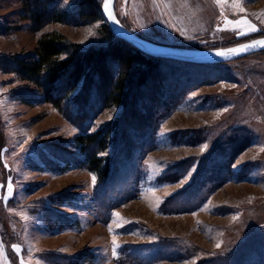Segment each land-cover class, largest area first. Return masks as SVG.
Listing matches in <instances>:
<instances>
[{
	"label": "rangeland",
	"instance_id": "374dc122",
	"mask_svg": "<svg viewBox=\"0 0 264 264\" xmlns=\"http://www.w3.org/2000/svg\"><path fill=\"white\" fill-rule=\"evenodd\" d=\"M81 1L59 8L73 12ZM239 3L243 12L233 0H117L115 14L160 45L222 49L264 37V0ZM27 6L0 0L7 264H264V51L211 67L163 62L131 109L105 107L102 88L82 84L59 109L13 72L15 59L36 60L39 39L53 31L83 48L106 46L107 23L103 14L74 15L38 28ZM245 19L259 30L248 31ZM111 125L101 155L112 169L99 181L76 138Z\"/></svg>",
	"mask_w": 264,
	"mask_h": 264
},
{
	"label": "trees",
	"instance_id": "16d2710c",
	"mask_svg": "<svg viewBox=\"0 0 264 264\" xmlns=\"http://www.w3.org/2000/svg\"><path fill=\"white\" fill-rule=\"evenodd\" d=\"M61 1L26 0L31 20L38 28H43L53 23H66L74 15L85 20L102 18V9L95 0H82L73 10L74 13L61 10ZM103 31L108 44L88 48L69 43L57 31L46 33L38 41L37 59L26 62L16 58L13 72L41 86L48 100L59 109H62L65 102L77 99L74 93L81 84V87L88 89L94 86L95 89L102 88L105 107L131 109L133 101L142 98L141 91L154 85L155 71L161 63L212 66L154 58L115 37L107 25L103 26ZM113 130L116 129L111 125L105 130L82 134L76 138L77 146L88 156V167L99 181L106 180L112 169L111 162L101 154L107 152Z\"/></svg>",
	"mask_w": 264,
	"mask_h": 264
},
{
	"label": "water",
	"instance_id": "95a60500",
	"mask_svg": "<svg viewBox=\"0 0 264 264\" xmlns=\"http://www.w3.org/2000/svg\"><path fill=\"white\" fill-rule=\"evenodd\" d=\"M117 0H111L110 4L105 6V0L102 6V14L105 18V21L110 28L113 35L129 44L134 46L136 49L142 51L143 53L152 56L154 58L174 60L181 63H190L195 65H214V64H223L227 62L234 61L236 59L244 58L249 55L260 53L264 51V47H255L250 48L247 51H242L238 55H231L228 58H223L216 55L217 51H226L230 48H239L242 45H247L254 43L257 40H264V37L257 38L255 40L222 49H185L179 47L164 46L152 41H149L145 38L137 36L126 29H124L120 23H115L113 19L110 18L109 13L115 16V7ZM118 21V20H117Z\"/></svg>",
	"mask_w": 264,
	"mask_h": 264
},
{
	"label": "snow or ice",
	"instance_id": "6c2138e0",
	"mask_svg": "<svg viewBox=\"0 0 264 264\" xmlns=\"http://www.w3.org/2000/svg\"><path fill=\"white\" fill-rule=\"evenodd\" d=\"M110 2H111V0H105V6H106V8L110 4ZM215 3L217 4V6H222L224 3H226V0H215ZM233 6L239 8V10L241 12L244 11V9L240 6L239 0H233ZM221 14L223 15V12ZM109 15H110V18L113 19V21L115 23H119V21H117L115 19V16L114 15H112L111 13H109ZM262 15H264V14H262ZM225 22H228L226 17H225ZM239 23H242V24L246 25L248 31H250V32H255V31H258L259 30V29H257L256 25L250 23L247 19L242 20ZM89 31L91 32V30H89ZM241 34H246V33H243L242 32ZM255 47H264V40H257L254 43L247 44V45H242L239 48H230V49H227L226 51H223V50L217 51L216 52V55L217 56H220V57H223V58H228L231 55H238L242 51H247L250 48H255ZM207 147H208L207 144L203 145V149L202 150H206ZM184 182L185 181H180L179 183L182 186ZM92 183H93V186H95V183H96V177L95 176H92ZM12 191H13L12 185H11V183H9L7 185V192H8L9 195H11L12 194ZM116 215L119 216V213H116ZM109 230L111 231V228H109ZM113 244H114V250L113 251H114V254H115V250L117 248H119V245H116L115 244V238L113 239ZM216 246H217V248H219L221 245L220 244H217ZM15 250L17 252L20 251V249H19L18 246L15 248ZM3 251H4L3 250V247H2V245H0V264H7L6 259L3 258ZM21 264H24V262L22 261Z\"/></svg>",
	"mask_w": 264,
	"mask_h": 264
}]
</instances>
